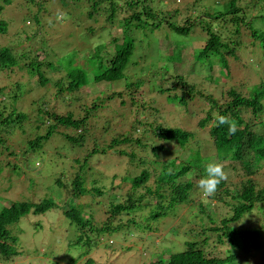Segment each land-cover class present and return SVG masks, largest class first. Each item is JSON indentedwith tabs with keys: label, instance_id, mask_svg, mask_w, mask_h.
Wrapping results in <instances>:
<instances>
[{
	"label": "trees",
	"instance_id": "trees-1",
	"mask_svg": "<svg viewBox=\"0 0 264 264\" xmlns=\"http://www.w3.org/2000/svg\"><path fill=\"white\" fill-rule=\"evenodd\" d=\"M34 1L26 0L25 3L30 8V3ZM47 1L49 0H41V3H38L32 22L39 24L40 11ZM82 1L85 2L81 3L83 14L92 17L95 21H92L93 23L98 24L102 19L103 26L116 23L122 28L120 36L113 35L108 40L110 44L102 42L92 48V51L85 55V62L77 60V50H68L58 55L55 60L44 58L40 61L36 46L22 45L19 52L14 51L10 46L17 42L15 36L19 34L17 27L11 29L13 22L7 10L11 0H0V16L4 14V17H0V39H14L13 43L6 46L0 43V79L6 82L3 87L0 86V95L5 87H10L5 99L0 100V163L3 161L7 166L12 164L15 171L23 169L24 165L26 170L21 173L27 174L32 164L31 157L35 160L42 153L53 154L49 165L56 168L55 182L66 189L69 201L59 206L52 198L20 200L0 208V259L7 261L19 254L16 248L18 236L12 233L10 225L29 212L43 213L57 206L70 224L76 226L79 232L76 243L83 244L88 249L99 243V237L103 233L122 230L124 226H132L133 223L141 228H148L151 221L170 213L176 214L175 210L179 205L192 200L197 203L199 209L193 217L198 218L201 223L198 225L199 230L189 228V234L198 237L186 240L183 249L168 253L167 258L157 257L156 260H151L150 264H238L239 255L247 250L248 244L256 240L260 233L256 229H245L241 224L237 226V222L254 208L262 211L264 216V184L258 186L249 176L264 168V70L263 80L248 88L247 95L233 86L219 89L222 87L220 86L217 96L207 93L202 97V92L188 84L183 75L175 77L176 72L164 73L157 68L143 72L142 67L140 72L132 70L131 74L130 64L135 54L137 37H140L135 33V29L158 28L162 21L171 25L177 35L187 36L193 27H199L202 31L204 29L207 33L204 45L196 47L197 52L195 47L193 48L194 56L190 49L189 56L181 58L178 51L171 53L173 58L178 56L182 61H199L209 65L212 59L218 57L219 62L224 65L230 57L237 56L238 49L242 48L246 43L244 40L248 37H251L247 43L250 48L258 45L264 57V0H228L225 6L219 8L216 4L208 7L198 5V13H194L195 16L190 14L192 19L184 17L182 23L165 19V15L154 9L153 0ZM198 1L187 0V3H204L202 0ZM72 2L80 3L79 0ZM73 6L77 9V6ZM90 7L92 10L89 11ZM172 12L177 15L179 9L174 8ZM257 22L263 27L257 26ZM215 24L219 26L217 30L213 29ZM92 25L91 23L87 26L89 34H93ZM35 35L32 33L31 36H26V39L32 41ZM244 37L246 38L243 39ZM175 43L177 49L183 45L180 40ZM44 45L41 47L44 48ZM108 45L111 49H107ZM45 50L48 54L49 51H54L51 46ZM22 70L31 72L32 75L37 74L36 86L44 88L39 94V98L44 97L42 103L38 104L37 99L32 100L34 108L29 110V113L19 105L24 99L21 95L24 92V83L20 81L24 72L19 73ZM51 71L57 75L53 79ZM173 76L176 81L165 85V81L170 82ZM89 83L95 86L108 83L115 90L98 91L96 95L86 98L80 91ZM144 85H147L150 91L167 94L169 99L180 104H186L188 98L202 95V99L207 100L208 107L203 111L204 116L199 119L198 125L202 128L208 126L211 150H207L195 139L193 132L186 128L168 126L156 120L147 121L146 118L141 120L137 115L133 117V122L126 132L117 131V124L113 122L115 116H120L123 122L130 112L136 114L146 110L142 100ZM52 88L54 92L47 97V92ZM117 99L121 106L128 107V111L118 113L119 109L114 108ZM219 116H225L229 122H235L238 131L230 135L227 131L228 125L216 126L215 122ZM25 128L31 134L18 151L15 149L16 145L11 142V137H14L16 130L20 132L19 129L24 131ZM138 131L140 133H137ZM25 134L27 135V131ZM52 141L57 143L54 147L49 145ZM89 142H92L91 147ZM171 144L178 149H171ZM46 147L53 148V151ZM178 150L180 153L173 156L174 151ZM81 151L85 153L80 155ZM72 152L75 157L68 156V153ZM109 154L127 156V160L134 162L140 170L131 176L121 174V177L116 173L109 175L117 181L119 189L127 177L130 184L124 193H117L120 198L113 194L112 200H107L104 212L106 216L98 222L92 214L95 210L85 215L83 204L75 205L72 201L88 192L93 195L94 192L98 195L106 193L103 190L105 185L98 186L96 183L103 181V176L109 174L105 171L106 168L115 167L111 158L107 163L101 160V155L106 157ZM6 155L13 156V160ZM225 160H233V165L235 162L240 164L247 174L246 178L231 188L224 187L227 182L225 179L218 185L223 193L220 191L211 197H198L202 192L197 185L206 165ZM95 169L97 171H94ZM64 172L68 180L63 182L59 176ZM88 183L92 185V189L87 187ZM223 195H228L229 199ZM219 203H223L222 206L228 211L216 220ZM136 214L142 221H135ZM204 218L214 224H204ZM189 223H194V220ZM210 232H214L220 242L225 237L230 246L225 257H219L211 250L204 249L211 246ZM234 248L235 251H232ZM84 264L94 262L88 258Z\"/></svg>",
	"mask_w": 264,
	"mask_h": 264
},
{
	"label": "rangeland",
	"instance_id": "rangeland-1",
	"mask_svg": "<svg viewBox=\"0 0 264 264\" xmlns=\"http://www.w3.org/2000/svg\"><path fill=\"white\" fill-rule=\"evenodd\" d=\"M79 1L80 3H73L72 0H64L63 2L61 0L47 1L44 4V8L40 11V22L36 24L32 20L35 18L36 8L38 7V3H41V0L32 2L35 5L30 3V8L26 5V0H11V4L8 5L7 9L10 12V20L13 22L11 29L13 30L17 27V34L19 35L14 33L15 37H17L16 43L12 37H5L4 39L1 37L0 43L6 46L8 43L14 42L10 47L17 52L21 50L20 46L22 45L36 46L38 47L36 48L38 49V53L36 54L39 61L44 58L55 60L58 55L66 53L68 50H77L79 54L77 60L85 62V55L91 52L92 48L102 42L110 44L108 40L113 35L120 36L122 28L118 27L116 23L104 24L103 26L101 24L102 19L100 22H97L100 26H97L98 24L92 22L94 21L92 17L83 14L81 3L85 2ZM202 1L204 3L199 0L198 2L200 3L189 4L187 0H153L152 3H154V9L166 16L165 19L172 22L177 20L180 23H182V19L186 16L192 19L193 17L190 14L195 16L198 13V5L208 7V5L216 4V7L219 8L228 3V0ZM73 5L77 6V9ZM174 8L179 9L177 15L172 12ZM90 10H92L91 7L89 8ZM61 16H63L62 19L60 18ZM0 17H4V14ZM91 23L94 27L93 34H89L87 29V26H90ZM213 26V29L217 30L218 25L215 24ZM257 26H262V24L257 22ZM32 33L36 35L32 41H28L26 36H31ZM135 33L140 37H137V46L135 47V54L130 64V72L132 70L140 72L141 67L143 68V72L150 68H157L164 73L166 71L167 73L176 72L175 77L183 75L186 82L193 85L196 90L201 91L203 96L188 98L186 104H180L177 101L169 99L167 94L150 91L148 86L144 85L142 87V100L144 101L146 110L136 114L130 112L123 122H121L120 116H115L113 122L117 124V131L126 132L133 122V117L137 115L141 120L146 118L147 121L156 120V122L168 126L186 128L193 132L195 139H198L207 150H211L212 146L210 145L208 126L202 128L198 125L199 119L204 116L203 111L208 107L207 100L202 99V97L207 93H213L217 96L219 89H227L230 86L247 95L248 88L261 82L263 80L264 57L258 45L253 46L251 49L250 45L247 44L249 39L251 40V37H244L243 39L246 38L244 40L246 43L242 45V48L238 49L237 56L230 57L224 65L219 62L220 59L217 57L216 59H212L208 65L205 62L201 63L199 61H195V63H192L190 60L182 61L179 60L178 56L173 58L171 55V53L179 51L180 54L178 55L181 58L186 57L189 56L188 53L192 49V56H194L195 52L193 50L195 49L197 52L196 47L202 46L205 43L207 33L204 29L202 31L199 27H193L187 36H182L177 35L172 30L171 25L169 26L166 22L162 21V24L158 28L135 29ZM36 38L38 39L35 40ZM178 40L182 41L183 44H180L182 46L178 48L179 50L175 48V41ZM42 45H44V48L41 47ZM49 46L54 49V51H49L50 54L45 50ZM107 49H111V47L108 45ZM166 59H169V61ZM21 72H24V75L20 79L24 83V92L21 94L24 99L19 102V105L29 113V110L34 108L31 104L32 100L37 99L39 101L38 104L42 103L44 97L42 99L39 98V94L43 92L44 88L36 86L37 74L32 75L31 72L26 73L24 70L19 73ZM51 74L52 79L57 76L54 71H51ZM174 76L170 82L166 80L165 85H170L169 83L173 80L176 81ZM5 84L6 82L0 79V86L3 87ZM218 87L220 88L218 89ZM5 88L2 91V95H0V100L5 99L6 92L10 91V87ZM111 89L115 90L108 83H101L96 86L89 83L81 88L80 94L83 97L90 98L96 95L98 91ZM177 91L179 92L178 88ZM53 92L54 89H50L47 92V97ZM115 101L116 106L114 108L119 109L118 113L128 111L126 105L121 106L118 103V99ZM19 130L20 132L16 130L14 137H11V142L16 145L15 149L18 151L24 146L25 139L31 134L26 128L24 131H22L23 129ZM26 131L27 135L25 134V136L24 132ZM137 133L140 132L138 131ZM56 144L55 141L49 143L52 147ZM91 145L92 142H89V147ZM170 146L173 150L178 149L177 146H172V144ZM46 148L53 151L51 147ZM84 153L85 151H81L79 154L83 155ZM179 153V150L174 151L172 155L174 156ZM52 155L49 152H45L35 160L31 157L32 160L30 162L32 164H30L31 167L28 169L27 174L21 173L22 170H26L24 165H22L23 169L15 171L12 164L7 166L3 161L0 163V208L9 205L13 201H37L40 198H52L59 206L69 203L66 189L60 186L58 182H55L56 168H52V165H49ZM68 156L75 157L76 155L72 152L68 153ZM6 157L9 159L13 158L11 155H6ZM101 157L103 163L110 162L111 158L115 164L114 168H106L105 171L109 174L103 176V181L96 183L98 186L105 185L103 190L106 193L98 195L94 192L95 195H93V193L88 192L81 195L77 200L73 199L72 201L75 205L79 203L83 204L85 215L95 210L92 214L98 222H101L106 216L104 212L107 207V200H112L114 195L120 198V194L117 193H124L130 184V180L127 177L122 188L119 189L117 181L109 175L116 173L118 176L121 174L131 176L140 170L139 167L134 165V162L131 163L127 160L128 157L125 155L109 154L106 157L101 155ZM220 163L223 164L227 177L224 187L231 188L246 178L247 174L240 164L235 162L233 165V160H225ZM94 171L97 170L95 169ZM61 176H59L61 181L68 180L66 172L61 174ZM249 176L254 179L258 186L264 184V168L260 169L258 173ZM121 177L123 176L121 175ZM87 187L92 189V185L89 183ZM221 189L217 186L216 192H220ZM220 193L223 192L221 191ZM198 197L205 198L202 193ZM223 197L229 199L228 195H223ZM212 202H215V200H212ZM196 205L197 203L189 200L179 205L178 209L175 210L176 214L171 215L170 213L162 218L155 219L151 221L152 223L149 224L148 228H141L133 223L132 226H124L122 230L118 229L111 233H103L99 237V243L92 245L88 249L85 245L76 243V238L79 235L76 226L70 224L69 220L62 213V210L57 208V206L51 207L43 213L29 212L22 216L18 222L11 224V228L9 227L12 233H16L18 236L16 248L19 254L7 261L0 259V264H84L88 258L94 264H150V261L156 260L157 257L167 258L168 253L183 249L186 240L198 237L197 235L189 234V228L199 230L198 225L201 223L198 218L193 217L195 211H199ZM222 205L223 203L217 205L218 215L215 216L216 220L218 217L220 218L221 214L228 211ZM137 214L135 221H142V218ZM193 220L194 223H189ZM202 222L209 226L214 224L210 223L206 218ZM238 224H241L245 229L259 230L260 233L256 240H252L248 244L247 250L242 252V255H239L238 264H264V216L262 211L254 208L237 222V226H240ZM209 234V244L211 246H207L204 249L211 250L219 257H225L230 248L226 243L225 237L220 242L216 239L214 232H210ZM232 251H235V248Z\"/></svg>",
	"mask_w": 264,
	"mask_h": 264
},
{
	"label": "clouds",
	"instance_id": "clouds-1",
	"mask_svg": "<svg viewBox=\"0 0 264 264\" xmlns=\"http://www.w3.org/2000/svg\"><path fill=\"white\" fill-rule=\"evenodd\" d=\"M61 19L63 16L60 17ZM216 126L228 125L227 131L230 135H234L237 131V125L235 122H229L225 116H219L215 122ZM223 164L219 162H213L206 165L204 174L200 178L197 185L198 189L202 192L204 197H211L217 190V186L226 179Z\"/></svg>",
	"mask_w": 264,
	"mask_h": 264
}]
</instances>
